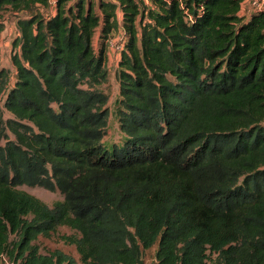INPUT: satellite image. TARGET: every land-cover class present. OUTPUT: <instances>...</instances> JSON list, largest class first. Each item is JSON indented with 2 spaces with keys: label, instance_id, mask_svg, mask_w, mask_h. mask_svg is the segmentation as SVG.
Masks as SVG:
<instances>
[{
  "label": "trees",
  "instance_id": "1",
  "mask_svg": "<svg viewBox=\"0 0 264 264\" xmlns=\"http://www.w3.org/2000/svg\"><path fill=\"white\" fill-rule=\"evenodd\" d=\"M51 1L0 0V39L4 12L18 32L13 86L0 70V264H264V8ZM119 31L111 111L101 87ZM60 228L79 262L42 252Z\"/></svg>",
  "mask_w": 264,
  "mask_h": 264
},
{
  "label": "rangeland",
  "instance_id": "2",
  "mask_svg": "<svg viewBox=\"0 0 264 264\" xmlns=\"http://www.w3.org/2000/svg\"><path fill=\"white\" fill-rule=\"evenodd\" d=\"M259 1V0H258ZM263 2V0H261ZM260 2V1H259ZM149 3V0H148ZM242 13L249 14L250 11H252V0H246L242 6ZM1 19L5 22V31L1 36L0 39V50H1V63H0V70L1 69H8L11 72V83L10 87L13 86L14 83V77H15V68L12 64V55H13V46L12 42L15 37H17V27H16V16L9 12H4L1 14ZM121 32H118L117 37L120 38ZM111 53V52H110ZM115 55L114 57H118L116 53H112ZM111 55V54H110ZM119 58V57H118ZM116 60L114 62L107 61V67L110 70L108 81L103 87H101L102 90H105L109 93H111L110 101H109V107L112 111L113 109V102L115 98L117 97L118 87H117V81L115 78V71H116ZM0 109H2L5 113V118H9L10 115L4 110L3 104L0 103ZM107 138L106 142L109 143H119L121 139V134L118 129L115 116L112 112L110 120H109V127L107 129ZM20 190L26 191L29 194H32L36 196L37 198L41 199L44 203H46L48 206L52 207L57 201L63 200V196L61 193L57 190L55 192L46 190L44 188L40 187H28V186H21L19 187ZM71 231L68 228H60L53 237L50 239H43L40 238L38 243L40 244L42 248V252H48L53 251L55 249H59L64 251L67 254L72 255L77 261L79 260V257L74 249V247H69L64 245V243L59 239V237L63 234H70ZM13 238V236H12ZM155 255V248L152 250H149L145 253V261L146 263L154 258ZM79 262V261H78Z\"/></svg>",
  "mask_w": 264,
  "mask_h": 264
},
{
  "label": "built area",
  "instance_id": "3",
  "mask_svg": "<svg viewBox=\"0 0 264 264\" xmlns=\"http://www.w3.org/2000/svg\"><path fill=\"white\" fill-rule=\"evenodd\" d=\"M144 1L146 3H148V0H144ZM259 1L258 0H252V7H253L252 11H256V10H260V9L264 8V0H263V2L261 0H259ZM51 3L55 4V0H52ZM252 11H250V12H252ZM119 32H121L120 33L121 37L118 38L117 37L118 33H115L109 39L108 45H109V52H111V53L114 52V53H116L117 55L120 56L121 52L123 51V49L125 47L126 37H125V33L123 31H119ZM1 261H2V264H11L8 261V259L5 258V257H3ZM148 264H159V262L157 260H154L152 262H149Z\"/></svg>",
  "mask_w": 264,
  "mask_h": 264
},
{
  "label": "crops",
  "instance_id": "4",
  "mask_svg": "<svg viewBox=\"0 0 264 264\" xmlns=\"http://www.w3.org/2000/svg\"><path fill=\"white\" fill-rule=\"evenodd\" d=\"M56 1V0H55ZM53 6L55 5V4H52ZM119 20L121 21V14H119ZM111 54V55H110ZM115 55H113L112 53H110V52H108V61L109 62H114L115 60H116V71H115V78H116V74H117V71H118V62H119V59H120V56H118V57H114ZM107 69H108V67H107ZM108 72L110 73V70L108 69ZM116 81H117V79H116ZM117 87H118V92H117V97H118V94H119V86H118V81H117ZM105 93H107V94H109V96L111 97V93H109V92H107V91H105ZM117 97L115 98V100L117 99ZM114 100V101H115ZM108 132V131H107ZM106 138H107V136H106ZM106 138H105V141H106Z\"/></svg>",
  "mask_w": 264,
  "mask_h": 264
}]
</instances>
